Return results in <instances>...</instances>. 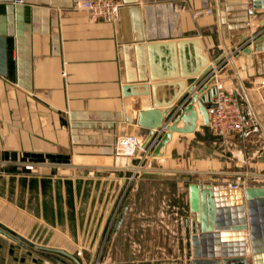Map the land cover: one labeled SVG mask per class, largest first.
I'll return each instance as SVG.
<instances>
[{"label":"crops","instance_id":"obj_1","mask_svg":"<svg viewBox=\"0 0 264 264\" xmlns=\"http://www.w3.org/2000/svg\"><path fill=\"white\" fill-rule=\"evenodd\" d=\"M85 1L0 0L6 55V75L0 74V264H76L36 245L93 264L133 175L131 204L105 264H190L189 185L234 183L202 181L196 176L220 173L181 168L204 146L193 134L174 133L165 156L140 169H133L140 166L138 156H116L122 137L145 142L149 131L139 126V112L152 106V95L124 96L123 87L167 82L151 79L148 44H175L154 49L153 72L162 77L175 65L180 76L168 81L188 83L181 74L191 70L188 57L196 48L178 44L195 39L211 64L231 53L235 67L226 56L213 68L216 90L242 95L244 108L247 95L257 118L248 111L243 133L264 134V8L250 17L246 0H120L119 19L108 23L92 20ZM259 31L252 45L237 51ZM172 92L160 89L159 99Z\"/></svg>","mask_w":264,"mask_h":264},{"label":"water","instance_id":"obj_2","mask_svg":"<svg viewBox=\"0 0 264 264\" xmlns=\"http://www.w3.org/2000/svg\"><path fill=\"white\" fill-rule=\"evenodd\" d=\"M263 1V6L261 2ZM256 9L264 8V0H253ZM187 44L195 45V55L188 57V62H194L191 70L182 72L185 81H173L180 76L174 65V71L165 76H156L153 72V52L159 46H167L174 49L175 44H148L147 50L150 62L151 79L155 82L148 84H126L123 87L124 96H151L152 106L139 112V126L149 131L144 147L153 138L156 131L166 128L165 134L152 153L153 158L165 156L166 147L174 133L193 134L201 141L223 142L229 137L215 136L209 131V109L214 107L213 98L216 95L217 77L213 76L208 81L213 68L224 57H230V66H234L230 52L210 63L208 57L203 55L204 48L195 39L180 42L178 46ZM250 51L247 48V52ZM175 64V63H174ZM228 67L221 72L223 74ZM0 74L6 75L5 39L0 37ZM165 79V80H163ZM206 81V82H205ZM144 91H138L139 89ZM171 88L172 95L167 100L159 99L160 89ZM248 106L245 112L251 110L256 115L246 95ZM184 103L179 115L170 120L169 117ZM137 104H142L137 100ZM201 118V126L199 119ZM204 135L202 134V132ZM261 161L264 162V150L260 151ZM135 170V168H133ZM147 170V168L142 169ZM201 173V172H197ZM202 174V173H201ZM250 176L264 177V174H248ZM242 176V175H241ZM190 211L194 214L192 224L194 229L190 234V264H264V187L243 186L237 188L223 187L218 184L189 185ZM133 192L126 200L124 207L117 220L114 234H118L126 213L131 204ZM189 224V221H188ZM36 249L46 250L61 254L71 259L76 264L82 262L74 255L60 249L35 246Z\"/></svg>","mask_w":264,"mask_h":264},{"label":"built area","instance_id":"obj_3","mask_svg":"<svg viewBox=\"0 0 264 264\" xmlns=\"http://www.w3.org/2000/svg\"><path fill=\"white\" fill-rule=\"evenodd\" d=\"M246 2L248 3V14L250 17H254L256 11L262 9H256L253 0H246ZM261 5L263 6V1ZM82 7L88 12L92 20L114 23L119 19L123 3L120 0H86ZM208 12H211V10H208ZM262 33L263 31H259L252 34L245 45L238 48L237 51L243 49L245 46L252 45ZM217 72V68L213 69L210 75H212V77L216 76ZM213 103L215 104L214 107L209 109V131L211 134L230 137L245 131L249 116L248 113L245 112L241 100L236 95L227 92L222 86H218L216 95L213 98ZM183 107L184 103L179 106V110H182ZM165 131V127L158 130L157 135L148 142L146 147L143 146L144 141L138 136L122 137L116 143L115 154L118 157L129 158L138 156V159H140V166L135 169H140L143 164L152 160V153ZM135 179L136 177L133 175L125 181L124 188L116 200L113 211L105 226L98 248L97 259L94 264H105V257L108 255L113 240L117 220L128 199ZM230 187L237 188L240 187V185L233 184Z\"/></svg>","mask_w":264,"mask_h":264},{"label":"rangeland","instance_id":"obj_4","mask_svg":"<svg viewBox=\"0 0 264 264\" xmlns=\"http://www.w3.org/2000/svg\"><path fill=\"white\" fill-rule=\"evenodd\" d=\"M236 96L241 100L243 105H247L242 95ZM202 134L204 135L203 132ZM241 134V136L239 134H234L230 136L228 141L218 143L201 141L196 137L195 140L197 142L201 141L204 144L201 153H199L200 151H197V153L195 152V159L192 157L190 162L181 161L179 165L182 169H199L203 172L220 173L197 175L196 177L202 181L220 180L223 183L232 182L234 184H239L240 187H264V177L248 175L264 174V162L261 161L262 156L260 153L261 150H264V134L262 130L258 129L249 130L248 133ZM156 135L157 131L153 138ZM152 159L156 158L152 157ZM150 162L148 163L150 164ZM145 164H143V166ZM96 259L97 255L93 261L94 263Z\"/></svg>","mask_w":264,"mask_h":264}]
</instances>
